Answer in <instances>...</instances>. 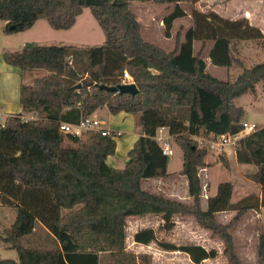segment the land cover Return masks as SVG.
Segmentation results:
<instances>
[{
  "label": "trees",
  "instance_id": "obj_1",
  "mask_svg": "<svg viewBox=\"0 0 264 264\" xmlns=\"http://www.w3.org/2000/svg\"><path fill=\"white\" fill-rule=\"evenodd\" d=\"M137 1L173 5L163 20L165 35L171 37L175 20L188 15L181 3L194 5L200 0H0V19L8 32L28 30L40 19L53 29L69 30L88 7L106 35L103 44L86 49L27 43L6 57L22 70L48 73L32 84L20 85L23 112H36L37 118L26 120L19 113L0 123V206L16 210L13 224L0 234V240L18 255L17 260L0 258V264H100L106 252L110 253L107 264H152L150 254L131 251L126 244L127 219L149 214L162 215L160 228L167 231L175 227V215L194 216L201 227L223 241L230 264H244L231 229L247 212H261L264 207V126L240 139L236 148L238 163L257 167L248 178L261 186L260 195L233 202L234 185L223 181L208 198L207 209L201 204L199 168L208 165V149L194 137L235 134L242 129L247 111L236 100L256 94L257 84L264 83V59L248 67L238 47L242 41H256L264 48V34L247 18L233 20L194 7L192 25L180 28L174 48L166 50L145 39L143 23L132 10ZM196 41L201 42L198 50ZM211 42L213 65L242 69L234 81L207 70L205 55ZM125 71L134 78L137 93L99 87L121 83ZM79 83L81 87L75 88ZM104 107L112 114L141 113V134L123 168L108 163L116 153V133L92 132L82 138L60 129L61 122H78ZM160 126L169 128L183 152L180 174L188 179L192 203L142 186L145 179L169 176V157L154 138ZM217 162L231 166L226 153ZM224 211H236L229 223L216 217ZM37 224L48 230L54 246L22 244ZM134 240L184 252L195 264L219 254L199 244L159 241L153 228L140 230ZM257 260L264 264V233L259 234Z\"/></svg>",
  "mask_w": 264,
  "mask_h": 264
},
{
  "label": "rangeland",
  "instance_id": "obj_2",
  "mask_svg": "<svg viewBox=\"0 0 264 264\" xmlns=\"http://www.w3.org/2000/svg\"><path fill=\"white\" fill-rule=\"evenodd\" d=\"M209 1L212 2L215 0ZM183 7L188 11V15L175 20L171 29V37H167L165 35V24L163 20L173 10V5H154L152 3H141L137 1L132 5V10L136 13L138 19L143 23V35L145 39L160 45L166 50H172L175 46V36L178 30L180 28L187 30V28L192 25V10L195 5L183 2ZM206 10H208V8H206ZM263 18V11H260L258 19L263 20ZM105 39L106 35L104 29L101 27L88 7L84 8L83 13L77 18L76 25L68 31L53 29L49 26L46 20L42 19L33 29L29 31L8 32L6 30V22L0 19V109L1 106H4V109L1 110L5 113H22V108L20 105L21 83L32 84L37 78L45 76L48 73L45 69L22 70L13 65L9 66L10 64L6 61V57L14 52L20 51L24 47V42H26V44L32 43L38 45H75L86 49L92 46L103 44ZM260 46L261 45L256 41H242L239 44L238 48L240 49V57L244 60L246 66L251 67L263 60L264 48ZM199 47L200 42H196L195 49L198 50ZM207 70L220 79L230 81H234L242 72L241 68L217 66L213 65L210 61L208 62ZM236 102L238 105L243 106L247 111L244 121L255 123L257 128L264 126L263 82H259L257 84L256 94L247 93L238 98ZM3 112V116L0 121H3V117L5 116V113ZM105 114L108 115V117H103L106 116ZM33 115L36 116L37 114ZM97 116L104 120L102 123L104 126L120 130V134L117 133L116 135L118 147L114 157H116V159H121L127 154V147L132 143V140L135 137V132L141 130L139 126L141 113L129 114L120 112L118 114H112L105 107L99 110ZM91 133V131H88L81 137L86 138ZM172 141L175 148V154L168 158V170L172 173H175L179 172V169L181 168L183 153L175 143L174 138H172ZM67 143L70 142L67 141ZM237 146L238 145L227 147L229 149L227 151L232 149V154L230 153L232 160L229 159L227 151L223 152L226 153L230 161L231 166L229 168L224 166L222 162H217V158L222 153H217L216 150L208 151L206 156L208 165L199 168V175L203 184V190L201 194V204L203 207H206L205 202L208 200V197H211L216 193L218 184L223 181H229L233 183L234 191L232 201L234 202H237L249 195H260L261 186L248 178L249 174L256 172L257 167L254 164H238V162H236L233 155V150H236ZM113 160L114 158L111 159V161ZM176 184L179 185L178 189L180 192L186 195L187 192L183 189L184 182L180 180L177 181ZM165 187V185L162 186V192H164L166 189ZM6 209H8L7 211H10V218L5 217V221L10 222V224H0L1 235L6 229L11 227L16 216V210L14 208L10 207ZM235 215L236 211H224L216 214V217L222 223H229ZM183 218L185 219V224L183 223L182 225V233L176 236L179 245L197 244L199 242L209 249L215 248L218 250L219 254L216 258L204 261L201 264H230L228 258L223 253L224 244L219 237L213 236L212 231L208 229H203L201 226L198 227L195 223V217V220L192 218L188 219L187 216ZM9 219L10 221H8ZM161 229L162 228L159 227V230ZM231 233L235 240L237 253L243 263L258 264L257 247L259 234L264 233V207L262 208L261 212H257L255 210H250L247 212L231 229ZM161 235L162 234L160 233L158 236L161 240L159 238L158 240L165 241V238H161ZM29 237H31V235L24 238L22 244L24 246L36 248L37 246L32 245L31 243L29 245L27 243V238ZM37 237H39L41 241L43 240L42 243L44 245L50 244V247L53 246L54 242L52 239L49 237L47 239L41 235V228L38 229L37 233L30 238L33 244L36 243V239H38ZM45 241H47V243H45ZM0 243V245L3 246L0 247V258H17L16 250H8L5 248V244L2 243L1 240ZM42 243H40V245H42ZM129 243L130 242H128V244ZM155 243L156 244H154V248L150 247L146 250H141L145 252L137 253L150 254L153 257L152 264H195L192 262V260H190V257L186 253L181 252V254L178 255L175 253H165L163 251L165 249H162L157 242ZM154 257L156 258L154 259ZM109 260V252L101 254L100 264H107Z\"/></svg>",
  "mask_w": 264,
  "mask_h": 264
},
{
  "label": "crops",
  "instance_id": "obj_3",
  "mask_svg": "<svg viewBox=\"0 0 264 264\" xmlns=\"http://www.w3.org/2000/svg\"><path fill=\"white\" fill-rule=\"evenodd\" d=\"M141 3H152L154 5H167V4H157V3L150 2V1L149 2H141ZM194 5H195V8L198 9V10H200V11H203V12L215 11L218 14L222 15L223 17L229 18V19H233V20H235V19H241V18H247L252 25L257 26L258 28H260L261 31L264 34V18H263V20L258 19V16H259L260 11H263V14H264V0H218V1L215 0V1H212V2L209 1V0H200L199 2H197ZM181 6L183 7V2L181 3ZM202 7L205 8V9H203ZM206 8H208V10H206ZM187 13H188V11H187ZM41 20L42 19L38 20L30 29H28V31L31 30V29H33L36 26V24H38V22L41 21ZM76 23H77V21H76ZM76 23H75V25H76ZM71 29H69V30H71ZM25 31H27V30H25ZM25 31H23V32H25ZM61 31H68V30H61ZM196 42H199V41H196ZM196 42H195V48H196ZM249 42H251V41H249ZM25 44H26V42H24V45ZM200 45H201V42H200ZM211 46H212V42L209 43V49H208V51H207V53L205 55V60L207 62V66H208V62L209 61L211 62L210 57H209V50H210ZM9 66H11V65H9ZM1 109H4V106H1ZM1 109H0V111L2 113L3 111ZM100 109H103V108H100ZM100 109H98L92 115L95 116V117H97L98 119H100L101 122L103 123L104 120L102 118H100L99 116H97V113H99V110ZM3 113H5V112H3ZM125 113H127V112H125ZM13 114L14 113H11V112L5 113L4 119H6V117H8L9 115H13ZM22 114H24L22 116L23 119H26V117H27V119H36L37 116H38V114L36 112H27V113H24L23 110H22ZM33 114H37V115L34 116ZM129 114H133V113H129ZM103 117H108V115L103 116ZM102 126H103V128H105L107 130H110L113 133H120L119 132L120 131L119 129H114L112 127H107V126H104L103 124H102ZM140 134H141V130H139L138 132H135V137L132 140V143L127 147V154L124 156L125 158L122 157L121 159H116V157H114L116 155V153H115V155L110 156L108 158V163L111 166H113V167L123 168L125 166V164L127 163V161H128V152L133 147L135 141L138 139V137L140 136ZM117 147H118V144H117ZM227 150H229V149L227 148ZM116 151H117V149H116ZM230 151H227V153H228L229 159L232 160L231 157H230V153L232 154V149ZM233 155L235 157L236 162H238L237 161V157H236V150H233ZM113 158H114V160L111 161V159H113ZM205 160H206V158H205ZM183 161L184 160H182V164H181V168L179 169V172L172 173V172H170L168 170V173H169V176L168 177H165V178H149V179H145V180L142 181L143 188L145 190H148V191H151V192H154V193L161 192L167 198L177 199V200H180V201L185 200L183 202L192 203L193 198L189 195V192H188V190H189L188 179H187V177L185 175L180 174V171H181V169L183 167ZM238 164H241V163H238ZM168 167H169V165H168ZM180 180L182 182H184L183 189H184V191L187 192V193L185 192L186 195H184V193H181L180 190L178 189L179 188V185L176 184V182L177 181H180ZM163 185H165L166 186L165 188L167 189V190L165 189L166 191L164 190V192L161 191V189H163L162 188ZM167 185H168V188H167ZM205 204H206L205 205L206 207H203V208L204 209H207L208 200L205 202ZM6 208H10V207L0 206V224L2 223L3 225L6 224V223L10 224V222H6L5 221V217L10 218V211H7L8 209H6ZM183 217H186V216H183V215H175L174 216L175 227L172 230H170V231H167V230H164V229L159 230V227H161L163 225V223H164V220L162 218V215L149 214V215H145V216H131V217H129L127 219V244H128V242H130L131 244L129 243L130 245L128 244L127 248L129 250H131V251H134V252H145V251H141V250H146V249H148L150 247L154 248V244H156L155 242H151L149 244H143V243L136 242L134 240L135 234L137 232H139L140 230H143V229H146V228H153V229H155L156 234H157V237L161 233L162 234L161 235V238H165V242H171V243H175L176 245H179V243L177 242L176 236L178 234L182 233L181 228H182L183 223L185 222V219ZM187 218L188 219H191L192 218L193 220H195L193 216H187ZM8 221H10V219ZM195 223H196V225L198 227H200V225L198 224V222L196 220H195ZM40 228H41V235L43 237H46L47 239L49 237L54 242V239L49 234L48 230L43 225H41V224H37L36 225L35 231H34L33 234H31V237L34 236L37 233V230L40 229ZM203 229H205V228H203ZM158 231H160V232H158ZM31 237L27 238V243L29 245L31 243L32 245H35L37 247L50 248V246H49L50 244L49 245H46V244L44 245L42 243L43 240L41 241V239H39V237H37L38 239H36V243L33 244L32 243V240L30 239ZM158 238L160 239V237H158ZM40 243H42V245H40ZM45 243H47V241H45ZM54 244H55V242L53 243V246H54ZM197 244L202 245L199 242ZM4 246L8 250H15V249H9V248H7L6 245H4ZM202 246L206 247L205 245H202ZM0 247H3V246L0 245ZM207 249H209V248H207ZM163 251L165 253L166 252H168V253H175L177 255L178 254H181L180 251H166V250H163ZM17 257H18V255H17ZM5 258L17 260V258L15 259V258H8V257H4L3 259H5ZM155 258L156 257H154V259ZM207 260H210V259H206L205 261H207Z\"/></svg>",
  "mask_w": 264,
  "mask_h": 264
},
{
  "label": "built area",
  "instance_id": "obj_4",
  "mask_svg": "<svg viewBox=\"0 0 264 264\" xmlns=\"http://www.w3.org/2000/svg\"><path fill=\"white\" fill-rule=\"evenodd\" d=\"M132 82H134V78L128 71H125L123 73L121 83H132ZM2 116L3 115L0 111V120L2 119ZM4 122L5 119L3 117V121H0V123L4 125ZM60 129L64 133L73 134L75 136H80V137L83 136L84 133L88 131L101 132L103 135H110L113 133L110 130L103 128L101 120L93 115L87 116L78 122H73V123L61 122ZM257 129L259 128H257V125L255 123H249L247 121H244L242 124V129L238 133L235 134L226 133L219 135L212 134L209 137L195 136L194 138L197 139L200 147L207 148L208 151L216 150L217 153H223L227 151L228 146L237 145L240 139H242L243 137H245L250 133L255 132ZM154 138L159 142L164 155L168 157L174 155L175 149L172 141L173 136L170 134L168 127L160 126L157 129Z\"/></svg>",
  "mask_w": 264,
  "mask_h": 264
},
{
  "label": "water",
  "instance_id": "obj_5",
  "mask_svg": "<svg viewBox=\"0 0 264 264\" xmlns=\"http://www.w3.org/2000/svg\"><path fill=\"white\" fill-rule=\"evenodd\" d=\"M11 28H14V25H11ZM81 83L77 84L75 88H80ZM100 88L112 91V92H119V93H132L135 94L139 91L138 86L135 82L132 83H118L116 85H107L101 84L99 85Z\"/></svg>",
  "mask_w": 264,
  "mask_h": 264
}]
</instances>
